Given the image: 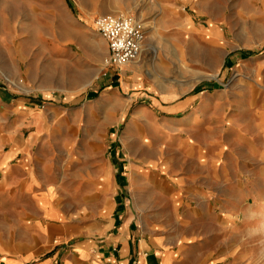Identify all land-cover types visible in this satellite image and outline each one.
Wrapping results in <instances>:
<instances>
[{
    "label": "rangeland",
    "instance_id": "rangeland-1",
    "mask_svg": "<svg viewBox=\"0 0 264 264\" xmlns=\"http://www.w3.org/2000/svg\"><path fill=\"white\" fill-rule=\"evenodd\" d=\"M103 13L146 27L119 68L92 25ZM0 94V129L36 132L71 179L124 164L145 233L179 237L194 210L209 259L264 264V0H0Z\"/></svg>",
    "mask_w": 264,
    "mask_h": 264
},
{
    "label": "crops",
    "instance_id": "crops-1",
    "mask_svg": "<svg viewBox=\"0 0 264 264\" xmlns=\"http://www.w3.org/2000/svg\"><path fill=\"white\" fill-rule=\"evenodd\" d=\"M7 102L0 94V103ZM257 120L255 129L264 131V109ZM13 130L0 129V264H232L223 260L228 254L209 259L201 251L194 210L182 214L193 224L179 237L145 233L134 218L121 162L93 163L71 179L69 163L32 148L36 132L24 140ZM179 177L192 183L191 176ZM224 214L232 216L228 208Z\"/></svg>",
    "mask_w": 264,
    "mask_h": 264
},
{
    "label": "built area",
    "instance_id": "built-area-1",
    "mask_svg": "<svg viewBox=\"0 0 264 264\" xmlns=\"http://www.w3.org/2000/svg\"><path fill=\"white\" fill-rule=\"evenodd\" d=\"M92 25L106 42V65L119 68L140 56L146 38V27L135 14H98Z\"/></svg>",
    "mask_w": 264,
    "mask_h": 264
},
{
    "label": "trees",
    "instance_id": "trees-1",
    "mask_svg": "<svg viewBox=\"0 0 264 264\" xmlns=\"http://www.w3.org/2000/svg\"><path fill=\"white\" fill-rule=\"evenodd\" d=\"M240 53H242V54H250L251 52L250 51H245V50H242V51H239Z\"/></svg>",
    "mask_w": 264,
    "mask_h": 264
}]
</instances>
